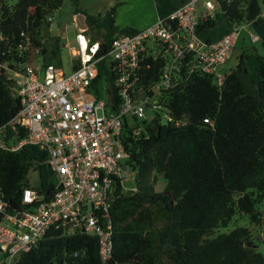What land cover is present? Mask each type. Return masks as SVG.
I'll list each match as a JSON object with an SVG mask.
<instances>
[{
  "label": "trees",
  "instance_id": "obj_1",
  "mask_svg": "<svg viewBox=\"0 0 264 264\" xmlns=\"http://www.w3.org/2000/svg\"><path fill=\"white\" fill-rule=\"evenodd\" d=\"M212 1L216 12L212 17L200 16L196 28L200 37L220 24L229 32L244 24H259L264 17V0ZM71 3L73 13L84 16L86 34L96 30L92 41L99 38L107 43L116 35L136 32L118 28L114 12L91 15L79 7V0ZM62 4L63 0H16L10 7L0 0V63H8L9 68L14 64L24 72L31 49L38 50L44 65L57 62L59 39H47L48 18ZM258 59L255 94H246L237 76L246 72L247 58L242 54L236 68L224 74L221 87L211 74L192 73L163 94L165 111L185 121V126L175 127L155 114L150 122H141L139 137L126 132L136 191L124 195L116 183L108 213L109 260L101 261L95 237L61 236L51 229L45 238L52 237L21 254L14 264H264L246 228L209 238L236 211L254 224L261 218L256 209L264 203V56ZM148 62V77L156 80L162 62ZM104 78L110 76L102 68L99 89ZM13 84L0 68V129L18 110L13 107ZM29 154L0 150V200L7 204L6 213L26 208L22 196L32 167ZM157 175L166 181L162 192L154 191ZM52 189L49 184L36 190L49 197Z\"/></svg>",
  "mask_w": 264,
  "mask_h": 264
},
{
  "label": "built area",
  "instance_id": "obj_2",
  "mask_svg": "<svg viewBox=\"0 0 264 264\" xmlns=\"http://www.w3.org/2000/svg\"><path fill=\"white\" fill-rule=\"evenodd\" d=\"M199 1L187 0L133 34L116 35L107 43L92 41L85 23L80 28L75 18L76 47L70 53L73 64L69 74L51 64L39 68L27 65L21 73L11 71L20 79L10 78L18 110L0 129V150L30 151L33 166L40 160L39 165L53 173L45 185L52 184L53 189L48 197L32 187L24 188L26 208L15 214L6 213L7 204L0 200V264H14L51 229L61 236L95 237L101 261L110 259L108 213L116 183L122 188L123 181L134 178L128 164L130 152L125 148L126 132L139 137L141 122L155 117H147L146 111L164 109L163 94L192 73L211 74L221 87L217 70L239 39L241 26L215 42L203 40L196 33ZM203 7L204 15L212 17L216 12L212 0H204ZM248 36L252 43L258 40ZM149 60L162 62L156 80L148 77ZM0 68L10 70L5 63H0ZM102 68L110 78H104L99 89ZM41 75L42 82L38 80ZM156 92L161 93V99L154 102ZM128 114L135 126L128 124ZM165 117L175 127L186 124L167 112Z\"/></svg>",
  "mask_w": 264,
  "mask_h": 264
},
{
  "label": "rangeland",
  "instance_id": "obj_3",
  "mask_svg": "<svg viewBox=\"0 0 264 264\" xmlns=\"http://www.w3.org/2000/svg\"><path fill=\"white\" fill-rule=\"evenodd\" d=\"M203 1L204 0H200L196 5L197 16L202 15V13L204 14ZM15 3L16 0H6V4L10 7ZM260 4L262 7L263 16V4L261 1ZM72 7L71 0H63L61 8L54 11L48 18V22H50V31L47 39H59L57 62L50 64L53 65L58 71H62V73L65 75L69 74L71 71L73 59L70 53L72 49L76 47V30L71 19ZM79 7L91 14L92 11H99V13H102L101 15L111 14L114 12L113 16L115 23L119 28L122 25H138V27H145L144 25H146L149 19L163 15L170 10L171 0H79ZM248 33L256 36L258 41L256 43H251L249 41ZM95 35L96 30L93 32H88V36L90 38H94ZM201 38L204 39L202 36ZM98 39L96 41H98ZM30 52V62L28 65L33 68L41 67L44 64L43 57L41 55H37L38 52L35 50L31 49ZM242 54H244L247 58L246 72H239L237 76L243 86L244 92L246 94L253 95L256 92L254 81L256 80V69L259 64L258 58L264 56V17H261V22L259 24H244L241 26L240 36L236 46L232 50L229 58L217 70L219 76L222 77V84L224 74H227L236 68L237 64L239 63V57ZM5 66L10 69L6 70L7 76L15 80H20L11 72H17L19 70L17 69L16 65L12 64L13 68H9L8 63H5ZM38 80L42 82L43 76H39ZM160 99L161 93L156 92L154 102ZM165 113L166 111L162 108L160 111H146V116L151 117L152 115L158 114L164 122L166 118ZM127 120L130 126L136 125V122L130 114L127 115ZM39 162L40 160L35 161L34 166L32 165L30 172L26 177V181H28L29 185L34 189L39 188L41 185L48 184L53 178V173L51 170H49V168H47L45 165L40 166ZM155 179L156 185L154 187V191L162 192L166 186L165 179L160 175H157ZM134 188V178H129L122 183V194L128 195ZM256 211L259 212L261 217L258 224L252 223L247 215L236 211L230 222L226 226H221L214 229L209 238L211 239L219 235L228 234L235 228H246L250 232L251 242L256 243L254 251L261 254L264 258V203L257 205ZM48 237L52 236L50 235ZM47 238H44V240Z\"/></svg>",
  "mask_w": 264,
  "mask_h": 264
},
{
  "label": "crops",
  "instance_id": "obj_4",
  "mask_svg": "<svg viewBox=\"0 0 264 264\" xmlns=\"http://www.w3.org/2000/svg\"><path fill=\"white\" fill-rule=\"evenodd\" d=\"M184 1H186V0H171V8H170V10L168 11V12H166V13H164L163 15H159V16H156V17H153V18H151V19H149L148 21H147V23H146V25H144V26H147V25H149V24H151V23H153L157 18H159V17H161V16H165V15H167L168 13H170L171 11H172V9L175 7V6H177V5H179L181 2H184ZM84 12H86L87 14H91V13H89L88 11H86V10H83ZM91 12V11H90ZM204 13H205V9H204ZM97 14H102V13H99V11H92V14L91 15H97ZM204 14L202 13V15H200V16H203ZM77 19V14H74L73 13V8H72V11H71V19H72V21L74 20V19ZM156 18V19H155ZM116 24V23H115ZM118 27V26H117ZM119 28V27H118ZM121 28H132V29H139V28H143V26H139L138 27V25H133V26H126V25H122L121 27H120V29ZM226 32H227V28H226V26L224 25V24H220V25H218L216 28H214L213 30H211V31H208L207 33H205L202 37L204 38L203 40H205V41H210V42H215V41H217V40H219V39H221L225 34H226ZM249 37V36H248ZM239 40V39H238ZM237 40V41H238ZM249 41H250V39H249ZM258 41V40H257ZM256 41V42H257ZM251 42V41H250ZM255 42V43H256ZM237 43V42H236ZM252 43V42H251ZM235 46H236V44H235ZM234 46V47H235ZM6 135L8 136V129L6 130ZM27 183H28V181H27ZM28 185H29V183H28ZM30 186V185H29ZM31 187V186H30Z\"/></svg>",
  "mask_w": 264,
  "mask_h": 264
},
{
  "label": "water",
  "instance_id": "obj_5",
  "mask_svg": "<svg viewBox=\"0 0 264 264\" xmlns=\"http://www.w3.org/2000/svg\"><path fill=\"white\" fill-rule=\"evenodd\" d=\"M77 20L79 21L80 28L84 27V16L81 14H77ZM18 105L17 101L13 102V107L16 108Z\"/></svg>",
  "mask_w": 264,
  "mask_h": 264
}]
</instances>
